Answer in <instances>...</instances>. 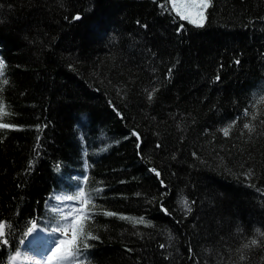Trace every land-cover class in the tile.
I'll use <instances>...</instances> for the list:
<instances>
[{
	"label": "trees",
	"instance_id": "1",
	"mask_svg": "<svg viewBox=\"0 0 264 264\" xmlns=\"http://www.w3.org/2000/svg\"><path fill=\"white\" fill-rule=\"evenodd\" d=\"M205 15L200 28L168 0H0V264L33 222L61 226L54 196L80 190L97 237L85 264H264V0Z\"/></svg>",
	"mask_w": 264,
	"mask_h": 264
},
{
	"label": "snow or ice",
	"instance_id": "2",
	"mask_svg": "<svg viewBox=\"0 0 264 264\" xmlns=\"http://www.w3.org/2000/svg\"><path fill=\"white\" fill-rule=\"evenodd\" d=\"M168 3L171 6V11L175 13L181 20H185L196 27H204V21L206 20V11L211 6V0H168ZM164 5H161L163 7ZM74 19L79 20L80 17L76 16ZM183 26L181 25V28ZM239 63V61H237ZM6 62L0 58V92L3 91V87L8 85L9 80L6 78ZM171 70H169L170 72ZM218 79V77H217ZM153 94H149V99H152ZM5 105L2 98H0V117L7 115ZM245 115H248L247 110ZM255 119V117H253ZM264 123V121H262ZM12 127L8 123L0 122V129ZM244 128L248 131L254 132L255 128L251 124H244ZM230 128L223 130L225 136H228ZM133 135H137L133 133ZM139 138V137H138ZM155 171V170H153ZM156 175L159 176L160 173L156 172ZM163 183V181H161ZM99 191V189H98ZM56 199L63 203L64 201H73L80 205L78 208L69 209L67 212H63L60 209L53 208V212H60V219L64 223L59 227H54L51 229L52 233H59V238L55 242V247L51 249L50 254L47 256V264H52L53 261L56 264H85L83 260H80V246L84 248L89 247L87 241L97 239L93 236L91 232L84 231V223L89 218L88 210L85 207L86 205L91 204V198L87 197L83 190H80L76 195H67V196H57ZM182 207L185 212L190 213L192 211L188 199L182 198L181 200ZM94 208L95 205H92ZM167 212L166 209H164ZM104 215L114 216L115 213L105 212ZM121 219H127L133 224H144L145 221L143 218L136 219L131 217H121ZM36 228V223L33 222L32 226L28 228L27 234H31ZM11 228L7 225V222L0 221V243L7 245L8 244V235L10 234ZM23 243V241H21ZM259 242L256 239H252L248 244L244 245V248L251 246H258ZM163 247V245L161 246ZM21 259V253L17 251L14 256L10 258V264H16L17 261ZM241 259H244L242 256Z\"/></svg>",
	"mask_w": 264,
	"mask_h": 264
},
{
	"label": "rangeland",
	"instance_id": "3",
	"mask_svg": "<svg viewBox=\"0 0 264 264\" xmlns=\"http://www.w3.org/2000/svg\"><path fill=\"white\" fill-rule=\"evenodd\" d=\"M55 200L57 201V209H60L61 211L63 212H67L69 209H72V208H78L80 207V205L76 202H73V201H64L63 203H61L60 201H58L56 198ZM53 208H56V207H52L49 209V211L52 213V215L54 217H59L58 219H60V212H53L52 209ZM62 224L64 223V221H62ZM37 230H40L38 228H36ZM35 230V229H34ZM34 233L36 232H39V231H34ZM44 230H49V227L47 228H44ZM42 231L44 233H47L45 234V237H48V238H44L40 241L39 245L42 244V246L40 247L38 244L36 245H33L32 243L31 246L34 248L32 251L29 249V252H22L21 253V259L19 260L21 263H19V261L16 262V264H47V261H46V258L47 256L50 254L51 252V249L53 247H55V243L56 240L59 238V233H52L51 230L49 232L47 231ZM33 232L31 233V235L33 234ZM41 233V232H39ZM53 235L55 237H51L50 235ZM29 235V234H28ZM31 237V236H30ZM26 245H28V240L26 239ZM52 264H56L55 261L52 262Z\"/></svg>",
	"mask_w": 264,
	"mask_h": 264
},
{
	"label": "bare ground",
	"instance_id": "4",
	"mask_svg": "<svg viewBox=\"0 0 264 264\" xmlns=\"http://www.w3.org/2000/svg\"><path fill=\"white\" fill-rule=\"evenodd\" d=\"M45 234H46V233H44V232H41V233H39V232L34 233V232H33V234L30 235L31 237L29 236V240H31L30 243H32L33 245H36V244H38V242H40L42 239H44V238H48V237H45Z\"/></svg>",
	"mask_w": 264,
	"mask_h": 264
}]
</instances>
